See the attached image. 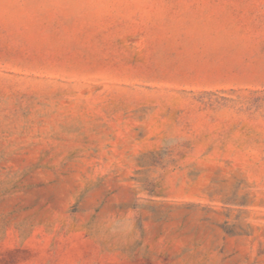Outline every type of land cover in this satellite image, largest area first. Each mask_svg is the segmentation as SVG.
I'll use <instances>...</instances> for the list:
<instances>
[{
	"label": "rangeland",
	"instance_id": "rangeland-1",
	"mask_svg": "<svg viewBox=\"0 0 264 264\" xmlns=\"http://www.w3.org/2000/svg\"><path fill=\"white\" fill-rule=\"evenodd\" d=\"M0 264H264V0H0Z\"/></svg>",
	"mask_w": 264,
	"mask_h": 264
}]
</instances>
